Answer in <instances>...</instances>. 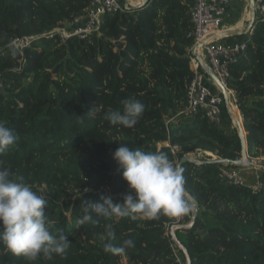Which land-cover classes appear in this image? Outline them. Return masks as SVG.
<instances>
[{
	"label": "trees",
	"instance_id": "obj_1",
	"mask_svg": "<svg viewBox=\"0 0 264 264\" xmlns=\"http://www.w3.org/2000/svg\"><path fill=\"white\" fill-rule=\"evenodd\" d=\"M90 2L0 0V122L17 136L0 160L46 197L47 215L71 241L65 256L35 261L0 244V264H185L169 234L172 217L93 215L85 225L77 220L83 201L102 196L79 195L82 189L108 185L114 203L131 191L112 159L121 144L166 153L174 164L195 151L229 161L241 158L240 139L224 105L225 124L210 122L202 111L181 114L194 77L188 56L194 43L192 0H149L136 9L107 13L85 38L62 42L42 36L84 14ZM29 36L36 37L22 50L11 45L14 38ZM237 38L249 43L229 65L226 84L242 117L250 160L264 157V20L256 15L251 32ZM127 98L144 105L142 116L131 128L112 125L106 113L122 111ZM228 102L236 112L229 97ZM223 164L181 163L198 213L193 226L176 229V236L191 264H264V171L260 187L251 189L220 177ZM108 223L117 247L126 239L134 247L106 253L101 236Z\"/></svg>",
	"mask_w": 264,
	"mask_h": 264
},
{
	"label": "clouds",
	"instance_id": "obj_2",
	"mask_svg": "<svg viewBox=\"0 0 264 264\" xmlns=\"http://www.w3.org/2000/svg\"><path fill=\"white\" fill-rule=\"evenodd\" d=\"M121 103L122 111L109 110L106 119L112 125L131 128L142 116L144 105L135 98L124 99ZM16 140L14 130L0 122V155L14 146ZM112 159L131 191L123 195L119 203H114L109 195H102L99 201H83L78 225L93 222V215L106 219L155 220L161 215L178 218L192 212L196 202L185 187L184 169L174 164L166 153L132 149L121 144L113 152ZM47 204L41 192L34 190L22 175L13 173L0 160V244L13 255L29 261L38 257L52 260L54 256H65L71 241L55 228L47 215ZM114 239L113 225L108 223L101 236L106 253L122 254L134 247L132 239L123 240L119 247L113 243Z\"/></svg>",
	"mask_w": 264,
	"mask_h": 264
},
{
	"label": "built area",
	"instance_id": "obj_3",
	"mask_svg": "<svg viewBox=\"0 0 264 264\" xmlns=\"http://www.w3.org/2000/svg\"><path fill=\"white\" fill-rule=\"evenodd\" d=\"M241 0H192L189 7L188 15L194 24V43L189 48L188 56L190 66L194 71V77L188 87L186 93V105L181 114L192 116L199 111L204 112L207 119L220 125L222 122L221 106H225L224 97L221 94L219 85L210 77L203 69V65L195 50V45L203 42L200 48V54L203 61L208 65L210 70L228 90V97L235 105L233 91L227 87L226 81L229 76L228 67L236 63L247 49L249 39H235L234 36L220 35L221 24L226 16L227 9L230 5ZM255 12L258 18L264 20V3L262 0H255ZM125 4L122 0H91L84 14L74 18L73 21L65 23L63 26L52 28L42 34L47 38L56 37L60 41H65L69 37L76 36L85 38L98 29L103 20L104 15L111 12L122 11ZM36 36L23 38H14L11 45L22 50L23 47L30 44ZM234 37V38H232ZM2 84L0 83V88ZM236 106V105H235ZM226 108V107H225ZM232 122V120H231ZM234 126V123L232 122ZM175 149V147H173ZM257 167L261 172L264 171V157L248 159V163ZM242 170L226 166L224 163L219 168V176L227 179L233 184L247 185L251 189L260 187L258 181L250 183L245 176H242ZM89 192L95 195H115L113 189L108 186H100L98 188L86 187ZM85 189V188H84ZM84 189L79 193L85 192ZM190 214L183 217L174 218L172 225L175 228L178 225L187 222Z\"/></svg>",
	"mask_w": 264,
	"mask_h": 264
},
{
	"label": "water",
	"instance_id": "obj_4",
	"mask_svg": "<svg viewBox=\"0 0 264 264\" xmlns=\"http://www.w3.org/2000/svg\"><path fill=\"white\" fill-rule=\"evenodd\" d=\"M132 2V0H125V8L127 9H136L140 6H143L145 4L148 3L149 0H141L139 3L137 4H132V5H126ZM254 3L255 0H249V4H250V22L248 24L247 29L244 32H237L234 30H223L221 31L220 35L223 36H238V35H242L245 34L249 31L252 30V26L254 23V20L256 18V13H255V7H254ZM203 42H199L198 44L195 45V50L198 53V57L200 58V61L202 63V67L203 69L207 72V74L213 78V80L219 85L220 90H221V94L224 97L225 100V107L227 109V111L229 112V116L232 120V122L234 123V127L236 129L237 135L240 139V143H241V158L239 160H235V161H229L227 159H222V158H215L213 160H207V161H198L196 159H192L190 157H188L187 155L183 156L180 161L177 163V165H181V163L185 162V161H191L195 164H199L201 162H218V163H232L233 165L236 166H243L246 165L248 163V154H247V144H246V134L242 125V117L239 114V122L237 124H235L232 115H231V111L228 107V103H227V96H228V90L226 89V87H224L221 82L216 78V76L213 74V72L210 70V68L208 67V65L203 61L201 55H200V48L202 46ZM236 107V106H235ZM237 108V107H236ZM238 110V109H237ZM196 202V201H195ZM198 213V203L196 202L195 207L193 208L192 212L190 213V218L187 222L178 225L177 228H175L174 226H170L169 227V234L171 236V239L173 240L174 244L182 251L184 257H185V264H191L190 263V258L189 255L186 251V249L184 248V246L182 245V243L179 241V239L176 236L175 230L180 228V229H189L193 226L194 221L196 219Z\"/></svg>",
	"mask_w": 264,
	"mask_h": 264
},
{
	"label": "crops",
	"instance_id": "obj_5",
	"mask_svg": "<svg viewBox=\"0 0 264 264\" xmlns=\"http://www.w3.org/2000/svg\"><path fill=\"white\" fill-rule=\"evenodd\" d=\"M137 2L139 3L140 1H137ZM123 3L125 4V0H123ZM128 4H126V5H128ZM241 5H242V2L239 1V2L233 3L232 5L229 6V8L227 9V13L228 14L226 13V16H225V18H224V20L222 22L223 23L222 26H221V29L222 30H234V31H237V32H244L247 29L248 24L250 22V13L248 15V18L246 19V22H245V18L243 16H241L242 13H240L241 14L240 16H238L239 13H237L235 16L229 15V11L231 9L234 8L236 11H239L238 9L241 7ZM249 32H251V31H249ZM249 32H247V33H249ZM247 33L242 34V35H246ZM242 35H238V36H242ZM238 36H235L234 40L235 39H238L237 38ZM226 122H227V119H225L223 117L222 123L225 124ZM160 145L162 147L164 144L163 143H160ZM191 153L197 155L198 161H207V160H213V159L217 158L214 155H212L211 153L205 152V151H195V152H191ZM204 156H206L207 159H205ZM243 167H246V166H243ZM240 169L241 168L239 167V170ZM257 170H258V172H257ZM250 171L251 172H254L253 175H247V176H245V178L248 179L247 181L250 182V183H252V184L253 183H256L258 181V176L261 173V171L257 167H254L252 165L245 172H250ZM242 172H243V170H242ZM246 174L247 173H245V175Z\"/></svg>",
	"mask_w": 264,
	"mask_h": 264
},
{
	"label": "rangeland",
	"instance_id": "obj_6",
	"mask_svg": "<svg viewBox=\"0 0 264 264\" xmlns=\"http://www.w3.org/2000/svg\"><path fill=\"white\" fill-rule=\"evenodd\" d=\"M139 1H141V0H139ZM132 2H135V1H132ZM137 2V1H136ZM240 2H242V5H241V7L238 9L239 11H236L234 8L233 9H231L230 11H229V15H232V16H235L237 13H239L238 14V16H240L241 14L240 13H242V15L241 16H243L244 18H245V22H246V19L248 18V15H249V13H250V4H249V0H241ZM128 3H129V1H128ZM128 5H131L130 3L128 4ZM228 14V13H227ZM223 24V23H222ZM222 24H221V26H222ZM225 111H226V114L229 116V112L227 111V109L225 108ZM238 111V110H237ZM239 112V111H238ZM240 114V113H239ZM229 118H230V116H229ZM230 120H231V118H230ZM158 145V147H161V145H160V143H158L157 144ZM187 156L188 157H190V158H192V159H196V160H198V158H197V155L196 154H193V153H188L187 154ZM243 166H246V167H243ZM243 166H240V168H241V170H243V176H247V175H253V173L254 172H245V171H247V169H249L250 168V166H251V164H250V161H249V163H247L246 165H243ZM246 168V169H245ZM249 171V170H248ZM257 172H258V170H257ZM245 173H247L246 175H245ZM248 180V179H247Z\"/></svg>",
	"mask_w": 264,
	"mask_h": 264
},
{
	"label": "bare ground",
	"instance_id": "obj_7",
	"mask_svg": "<svg viewBox=\"0 0 264 264\" xmlns=\"http://www.w3.org/2000/svg\"><path fill=\"white\" fill-rule=\"evenodd\" d=\"M227 103H228V107H229V109H230V111H231L232 118H233L235 124H237V123L239 122V120H240V118H239V112H238V111H236V112H233V111H232V109H231L230 106H229L228 96H227ZM234 106H235V105H234ZM236 109H237V108H236ZM241 174H242V173H241ZM242 176H243V175H242Z\"/></svg>",
	"mask_w": 264,
	"mask_h": 264
}]
</instances>
